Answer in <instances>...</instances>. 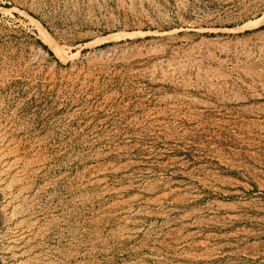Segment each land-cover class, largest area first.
Wrapping results in <instances>:
<instances>
[{
  "label": "rangeland",
  "instance_id": "1",
  "mask_svg": "<svg viewBox=\"0 0 264 264\" xmlns=\"http://www.w3.org/2000/svg\"><path fill=\"white\" fill-rule=\"evenodd\" d=\"M0 264H264V0H0Z\"/></svg>",
  "mask_w": 264,
  "mask_h": 264
},
{
  "label": "bare ground",
  "instance_id": "2",
  "mask_svg": "<svg viewBox=\"0 0 264 264\" xmlns=\"http://www.w3.org/2000/svg\"><path fill=\"white\" fill-rule=\"evenodd\" d=\"M218 205H219L218 209L225 208L226 210H229V211H237V209L239 208L238 203H235V202L221 203V204L219 203ZM233 216H234V221L241 219V217L237 213H235Z\"/></svg>",
  "mask_w": 264,
  "mask_h": 264
},
{
  "label": "trees",
  "instance_id": "3",
  "mask_svg": "<svg viewBox=\"0 0 264 264\" xmlns=\"http://www.w3.org/2000/svg\"><path fill=\"white\" fill-rule=\"evenodd\" d=\"M43 48L47 49V51L52 55V51L47 48L45 44H42Z\"/></svg>",
  "mask_w": 264,
  "mask_h": 264
}]
</instances>
